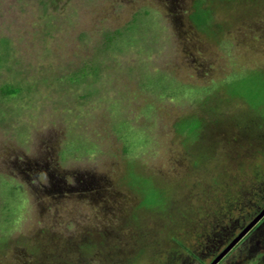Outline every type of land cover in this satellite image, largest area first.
<instances>
[{
  "label": "rangeland",
  "instance_id": "rangeland-1",
  "mask_svg": "<svg viewBox=\"0 0 264 264\" xmlns=\"http://www.w3.org/2000/svg\"><path fill=\"white\" fill-rule=\"evenodd\" d=\"M197 2L0 0V264H198L251 210L264 0ZM220 262L264 264V221Z\"/></svg>",
  "mask_w": 264,
  "mask_h": 264
},
{
  "label": "trees",
  "instance_id": "trees-1",
  "mask_svg": "<svg viewBox=\"0 0 264 264\" xmlns=\"http://www.w3.org/2000/svg\"><path fill=\"white\" fill-rule=\"evenodd\" d=\"M203 1L205 0H198L196 7H199L200 5L202 6ZM121 34V31H116L113 35L108 36L106 38V44H112V41ZM14 88L15 90H13L11 86L7 85L2 90V93L7 95H14L15 93H17L18 90L17 87ZM255 197L256 199L254 201L251 200L252 204H250L251 206H249V208H251L250 211L245 208V213L243 215L241 214L242 216L235 218L230 217V219H228L229 221L227 222L228 224L220 225L219 229H216L213 234H209L208 237L210 238L207 237V240L210 242H214V246L204 249V252L201 256H199L194 249L188 248L183 244H180V248H182V250L187 253L186 255L188 256V259L193 260L192 262H198V264H211L225 249V247L229 245L233 241V239L236 238L238 234L242 230H244V228H246L260 214L261 211L264 210V191H260L259 189ZM148 202H150V200H145L141 202V205L146 208H155L154 205H151L153 202ZM254 228H257V226H255ZM221 263L222 262H219V264Z\"/></svg>",
  "mask_w": 264,
  "mask_h": 264
},
{
  "label": "water",
  "instance_id": "water-1",
  "mask_svg": "<svg viewBox=\"0 0 264 264\" xmlns=\"http://www.w3.org/2000/svg\"><path fill=\"white\" fill-rule=\"evenodd\" d=\"M264 210L211 263L218 264L262 219Z\"/></svg>",
  "mask_w": 264,
  "mask_h": 264
},
{
  "label": "flooded vegetation",
  "instance_id": "flooded-vegetation-1",
  "mask_svg": "<svg viewBox=\"0 0 264 264\" xmlns=\"http://www.w3.org/2000/svg\"><path fill=\"white\" fill-rule=\"evenodd\" d=\"M261 212H262V211H261ZM261 212H260V213H261ZM263 221H264V219H263L260 223H258L257 228L259 227V225H260L261 223H263ZM241 232H242V231H241ZM241 232H240V233H241ZM240 233H239V234H240ZM239 234H238V235H239ZM208 238H210V237H208ZM234 239H235V238H234ZM234 239H233V240H234Z\"/></svg>",
  "mask_w": 264,
  "mask_h": 264
},
{
  "label": "clouds",
  "instance_id": "clouds-1",
  "mask_svg": "<svg viewBox=\"0 0 264 264\" xmlns=\"http://www.w3.org/2000/svg\"><path fill=\"white\" fill-rule=\"evenodd\" d=\"M243 231V230H242Z\"/></svg>",
  "mask_w": 264,
  "mask_h": 264
}]
</instances>
